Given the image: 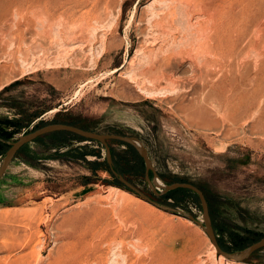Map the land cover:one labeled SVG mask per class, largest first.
Instances as JSON below:
<instances>
[{"label":"rangeland","instance_id":"obj_1","mask_svg":"<svg viewBox=\"0 0 264 264\" xmlns=\"http://www.w3.org/2000/svg\"><path fill=\"white\" fill-rule=\"evenodd\" d=\"M5 119L10 143L67 119L135 138L159 178L202 191L219 248L239 254L264 237V0H0ZM54 143L27 144L0 179V264H217L200 204L141 197L163 194L135 149L108 142L125 177L99 142ZM238 262L264 264V247Z\"/></svg>","mask_w":264,"mask_h":264},{"label":"water","instance_id":"obj_2","mask_svg":"<svg viewBox=\"0 0 264 264\" xmlns=\"http://www.w3.org/2000/svg\"><path fill=\"white\" fill-rule=\"evenodd\" d=\"M54 132H68V133H71L75 136H78L79 138L84 139V140H93V141L99 142L100 144H102L104 146L107 164L110 167L112 166V163H111V154H110V148H109L108 142L114 140V141H118V142L130 145L131 147H133L135 149V151L138 153L139 157L143 161L145 180L154 193H156L155 188H157V189L161 190L162 194H165L169 191H173L176 189H185V190H189V191L193 192L194 194H196L198 201H199V204H200L203 222H204V226H202V229L205 231V233H206L207 237L210 239L211 243L215 246L216 252L218 254L224 256L226 259H233L235 261H243L244 259L249 257L252 253H254V252H256V251H258L264 247V237H263L259 241L255 242L254 244L250 245L248 248L241 251L239 254H229V253L223 252L217 244L216 237H215L212 225H211V219H210V215H209L208 204H207L206 198H205L204 194L202 193V191L190 183H173V184H169V185L162 184L158 174L155 172V170H154V168H153V166L149 160V156H148L147 151L142 146V144L133 137L121 136V135H115V134H98V133H94L91 131H87V130L77 128L75 126L66 125V124H49V125L43 126L41 128H38V129H36L30 133H27V134L20 136L13 143H10V142L8 143L9 148L6 151L4 157L2 158V160L0 162V179L5 174L8 166L10 165L12 160L14 159L17 152L23 146L35 141L39 137H42L44 135L51 134ZM149 173H151V175H152L151 179L149 177ZM122 182L129 189L138 193L137 190L134 189L131 185H128L123 180H122ZM154 186H155V188H154ZM141 197H143V199H145L149 203L153 204L157 208H160L162 210L169 211L172 213H176V211L171 209V208L160 207V206L150 202L146 197H144V196H141ZM184 216L186 218H188L189 220L197 223L196 220H194V218L192 216H190V215H184Z\"/></svg>","mask_w":264,"mask_h":264},{"label":"trees","instance_id":"obj_3","mask_svg":"<svg viewBox=\"0 0 264 264\" xmlns=\"http://www.w3.org/2000/svg\"><path fill=\"white\" fill-rule=\"evenodd\" d=\"M54 122H57V121H54ZM61 123L78 127L75 124V122H73L70 119H67ZM17 130H18V121L8 120V119L0 120V157L5 155L6 151L9 148L8 143H9L10 139L13 138L14 134L17 133ZM49 135L51 137H53V140H55L54 146L57 148H61V147H64L65 145H67L66 143H67L68 138H79L78 136H75V135L68 133V132H54V133H51ZM82 140H84V139H82ZM89 141L98 143L97 141H93V140H89ZM118 143L126 146L128 149L134 150V148L131 147L130 145H127V144H124L121 142H118ZM26 146H27V144L25 146H23L19 151L24 149V147H26ZM134 152H135V150H134ZM98 154H99V152H96V155H98ZM110 154H111L112 167L110 168L107 165V161H105V165L108 167V170L111 172L112 175H113V172H115V173H119V174L126 177L129 173L134 172L132 167H130V166L127 167L126 165L123 164V162H125L123 160V157L120 156L118 153H115L111 148H110ZM86 155L87 154H84V153L80 154V157L78 159H84V157ZM84 162H86V160H84ZM139 163L140 164H138L136 168L137 169L140 168L143 170V162H139ZM90 165L94 166V170H95L101 164H97L95 162V163H91ZM160 178L164 181V183L166 185H169V184H172L175 182H183V183L186 182V181L180 180L174 176L165 177V176L160 175ZM116 185L119 188L126 190L127 192H129L131 194H135L131 189L127 188L123 184L119 183ZM147 199L150 202H152V203H154L160 207H170L172 209L177 207L176 205H179V203L187 202V201H190L193 205H195V207L199 206V201H198L196 194H194L193 192H191L189 190H185V189H176V190L169 191V192H167L163 195H159V196H153L152 195L151 197H149ZM256 240H259V239H256ZM247 241L248 242H246L245 244L237 243L235 247H237V248L240 247L238 250H244V249L248 248L250 246V244L255 242V241H249V240H247ZM225 251L229 252L228 249H225Z\"/></svg>","mask_w":264,"mask_h":264},{"label":"bare ground","instance_id":"obj_4","mask_svg":"<svg viewBox=\"0 0 264 264\" xmlns=\"http://www.w3.org/2000/svg\"><path fill=\"white\" fill-rule=\"evenodd\" d=\"M235 21V20H234ZM233 24V22H232ZM228 32V31H227ZM231 35V34H230ZM230 38V36H229ZM230 40V39H229ZM232 41V40H231ZM228 42V41H227ZM233 42V41H232ZM224 44V43H223ZM233 44V43H232ZM230 45V44H229ZM218 47V46H217ZM227 47V46H226ZM229 47V46H228ZM229 49V48H228ZM235 49V48H234ZM168 76V75H166ZM169 79V78H168ZM170 80V79H169ZM168 80V81H169ZM170 82V81H169ZM172 83V81H171ZM55 112V111H54ZM113 190H115L117 193H119L121 196L125 197V198H128V199H133V200H137V198H135L131 193L127 192L126 190H123V189H120V188H113ZM140 203H142V205H145V206H148V207H151L153 210H156L154 207L150 206L148 203H146L145 201H142V200H139ZM209 242V241H208ZM209 246H210V253L212 255H214V258L216 259L218 257V262L217 264H242L238 261H235V260H232L230 262H225L224 261V258L222 255L216 253V249H215V246L211 243H209ZM214 260V259H213ZM215 263V262H214ZM213 264V263H212Z\"/></svg>","mask_w":264,"mask_h":264},{"label":"flooded vegetation","instance_id":"obj_5","mask_svg":"<svg viewBox=\"0 0 264 264\" xmlns=\"http://www.w3.org/2000/svg\"><path fill=\"white\" fill-rule=\"evenodd\" d=\"M18 153V152H17Z\"/></svg>","mask_w":264,"mask_h":264}]
</instances>
